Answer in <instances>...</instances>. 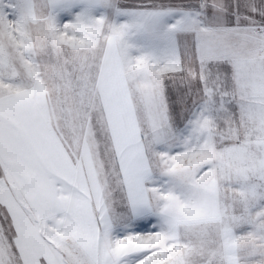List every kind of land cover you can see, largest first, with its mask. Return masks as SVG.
<instances>
[{
    "label": "snow or ice",
    "instance_id": "6c2138e0",
    "mask_svg": "<svg viewBox=\"0 0 264 264\" xmlns=\"http://www.w3.org/2000/svg\"><path fill=\"white\" fill-rule=\"evenodd\" d=\"M0 264H264V0H0Z\"/></svg>",
    "mask_w": 264,
    "mask_h": 264
}]
</instances>
